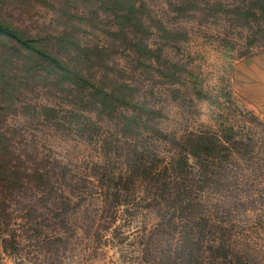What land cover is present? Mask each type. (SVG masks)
<instances>
[{"label":"rangeland","instance_id":"rangeland-1","mask_svg":"<svg viewBox=\"0 0 264 264\" xmlns=\"http://www.w3.org/2000/svg\"><path fill=\"white\" fill-rule=\"evenodd\" d=\"M0 23L114 94L91 98L0 36V264H264V105L237 77L264 65V0H0ZM136 97L157 110L138 109L139 128ZM248 128L252 155L219 151L213 173L186 154L194 134ZM180 179L189 206L168 198Z\"/></svg>","mask_w":264,"mask_h":264},{"label":"trees","instance_id":"trees-1","mask_svg":"<svg viewBox=\"0 0 264 264\" xmlns=\"http://www.w3.org/2000/svg\"><path fill=\"white\" fill-rule=\"evenodd\" d=\"M131 8L133 11H135L136 9L135 4H132ZM117 19L122 20V21L133 19L136 22V24H139L143 32L147 33L145 34L146 36L147 35L149 36L150 34H152L151 29H154L157 31L161 30L162 32L166 34L172 33L168 31L167 29H165L161 25L160 22L153 21L152 19H150V17H147V19H142L141 17L136 18L135 14L125 13V14L117 16ZM154 22L157 25V27L156 25L154 27ZM0 36L3 38H7L8 40H11L16 45H18V47L22 49L23 51L30 53L32 55H35L38 59L42 61L44 65L51 68L53 71H56V74H58V76L65 74L63 76L66 78L67 81L72 82L70 81L72 78H77L78 81L83 83L82 88L84 90H88L87 91L88 95L91 96V98H94L93 96H101V98H103L104 101L105 99H113L114 94L112 93L110 94V91L101 88L100 85L98 84L99 82H96V79L88 78L84 76L82 73H79V71H77L74 67H72V65L68 63L66 60H61L58 57L49 54L46 49H43L42 47L35 45L33 43L34 39H25L23 37H20L19 33L16 30H14L13 28L3 23H0ZM136 38L137 36L133 35L130 31H128V37H126V39L124 38L123 40H121V42H125V40L128 39L126 43H128V45H131V50H135V52L130 51V49L129 51H127L130 53V58L131 56H134L133 58H136L135 61L137 62H140L139 60L142 58L143 61L145 60L147 64L150 67H152L153 63H157L155 58H159V56L156 55L154 51H152L148 47V44L145 43L147 41L146 40L147 37L140 38V39H136ZM107 47L105 48L106 50L108 49ZM138 51L143 52V55H139ZM124 87H126L128 90L133 89L131 88V86H128V85H124ZM104 103L106 102L99 101L96 104L94 103V105L101 106ZM133 106H135L137 109L131 110L130 114H128L126 117L127 118L126 120L129 122L131 121L135 128H139V125H136L135 121H137V119L139 118V115L141 116L140 111H138V109L148 110L150 114L152 113L154 114L157 112V110L147 105L145 101H141V99H138V97L133 99ZM52 112L54 113L55 111L52 110ZM256 122H257L256 119L254 117H251L249 123L253 126H256L254 125V123ZM254 134H255V131H253V129L251 128H248L247 132L244 133V138L241 137V139L239 140L230 139L228 136H225L224 138L214 132H202L199 134H194L189 138L190 144L187 150L189 152L186 151V154L194 157L195 163L203 171H211L213 173L214 169L219 170V168L221 169L223 168L221 165H218V167H216L217 164H214L213 162L210 161L211 159H214V158L220 159L221 155L219 154V151H221L225 155L224 158L228 156L230 157L231 151L238 155H252L253 149L256 146L258 147V142L256 141ZM222 140H224L223 142L225 144L222 143ZM227 144H230V146H228ZM134 153L136 154L135 150H134ZM187 155H186V159H187ZM146 158L147 159L150 158L149 151H147ZM151 163L152 161L149 163V165ZM186 165L187 164L185 162L182 163L180 172L184 173L185 175L193 174L189 172V168H187ZM151 166L152 165H150V167ZM167 169H168L167 166H164L162 170L166 171ZM150 171H152V169L148 167L147 173H149ZM160 174L162 175L163 173L158 172L154 176V179L158 177ZM169 184H170L169 182L164 180L162 184L163 185L162 188L164 189V188L170 187ZM171 185H173L171 186L172 190H175V191L174 192L171 191L172 193L168 194L169 200H171L175 204H183L184 200L185 202L190 201L192 192L188 188V185L183 180L180 179V182L172 181ZM186 204L187 206H189V202H186ZM213 233L215 235L217 233V229H214ZM213 233H209V234L212 235ZM229 247L230 245H228V249ZM242 252L245 253V250H243ZM236 255H238L239 257ZM239 258H242V255L237 253L235 254V256H233V258L227 260V263L234 264V262H237L238 264ZM261 259H260L259 264H262ZM243 264H247V263L244 261Z\"/></svg>","mask_w":264,"mask_h":264},{"label":"crops","instance_id":"crops-1","mask_svg":"<svg viewBox=\"0 0 264 264\" xmlns=\"http://www.w3.org/2000/svg\"><path fill=\"white\" fill-rule=\"evenodd\" d=\"M257 61H263V59H258ZM246 66V65H245ZM237 77H243V78H248L246 80L250 81V78L252 80L250 81L252 83V88L257 87L260 90V95L254 96V99H251L255 104L258 105H264V65L260 66L258 68H253L250 70H245L244 68H241L237 72ZM256 79V80H255ZM239 80V79H238ZM256 84V85H255ZM244 89H247V86L244 87ZM253 92H256L255 89H252ZM245 97H248L247 95L244 94Z\"/></svg>","mask_w":264,"mask_h":264}]
</instances>
